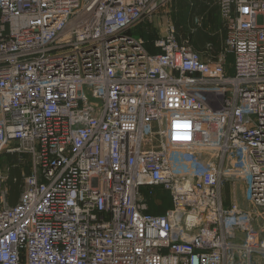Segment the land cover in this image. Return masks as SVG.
Segmentation results:
<instances>
[{"label":"built area","instance_id":"built-area-1","mask_svg":"<svg viewBox=\"0 0 264 264\" xmlns=\"http://www.w3.org/2000/svg\"><path fill=\"white\" fill-rule=\"evenodd\" d=\"M170 1L0 0V264L264 262V0L208 1L218 50L169 21L149 52Z\"/></svg>","mask_w":264,"mask_h":264},{"label":"rangeland","instance_id":"rangeland-1","mask_svg":"<svg viewBox=\"0 0 264 264\" xmlns=\"http://www.w3.org/2000/svg\"><path fill=\"white\" fill-rule=\"evenodd\" d=\"M206 0H171L166 3L164 6L160 7L153 13L150 22L147 20H143L134 26V30L132 32L133 36H138V32L143 30H149L146 36V41H151L155 37L161 34L164 30L165 26L169 21L174 24L181 35H184L191 31L194 32V29L197 27L204 26L205 19L203 20V15L205 17L211 13V10L206 11ZM204 5V7H202ZM198 21H197V20ZM204 23V24H203ZM194 25V27L192 26ZM191 28V29H190ZM194 28V29H193ZM186 31V32H185ZM153 42V40H152ZM196 47V46H195ZM234 62V54L227 53L226 55V63L231 66ZM232 69H230L231 71ZM15 160L17 161V157L14 155ZM15 161V162H16ZM14 161L12 162L8 155L5 153L0 154V175L3 176L4 184L6 183L7 174L11 168ZM3 188H7L6 185ZM234 187L228 180L223 186V197L225 205H228L232 199ZM236 190L238 194V198L240 194L243 195L244 184L241 181L236 182ZM142 192L148 196V205L150 206L149 212L153 214H162L164 211L171 206V200L167 192L162 190L160 187H156L154 189V195L149 196L148 190L146 188H142ZM0 189V194H1ZM1 205V204H0ZM252 264H257L252 262ZM264 264V262L260 263Z\"/></svg>","mask_w":264,"mask_h":264},{"label":"trees","instance_id":"trees-1","mask_svg":"<svg viewBox=\"0 0 264 264\" xmlns=\"http://www.w3.org/2000/svg\"><path fill=\"white\" fill-rule=\"evenodd\" d=\"M205 5L207 7L206 11L211 10V13L208 14L206 17L205 15H203V20L205 19V21H203L205 23L204 26L197 27L196 29L193 28L194 32L192 31V36H191L192 43L194 47L196 46L195 49L200 51L202 50L204 51L205 45L207 43H212L213 49L218 50L220 46L216 31L221 27V24L218 26L216 25V20L218 19L217 15L215 14L216 8L215 7L210 8L206 3ZM202 7H204V5ZM192 26L194 27V25ZM187 34L188 33L186 32V34L184 35ZM9 158L11 159L12 162L14 161L13 163L14 165L11 166L9 173L7 174V179L5 183L7 187L6 199L9 205H15L18 202L19 197L23 191L24 182L21 173L22 171L21 167L20 165H18V162L15 160L14 155H10Z\"/></svg>","mask_w":264,"mask_h":264},{"label":"crops","instance_id":"crops-1","mask_svg":"<svg viewBox=\"0 0 264 264\" xmlns=\"http://www.w3.org/2000/svg\"><path fill=\"white\" fill-rule=\"evenodd\" d=\"M176 1V0H175ZM207 1V5H208V7H210V8H214L215 7V5H212L210 2L208 3V1L209 0H206ZM216 8V7H215ZM215 14L217 15V17H218V19L216 20V25L218 26V25H220L221 24V18H220V15L218 14V10H217V8H216V12H215ZM152 21V20H151ZM148 22H150V21H148ZM135 28H132L131 30H130V33L132 34V32H133V30H134ZM149 32V30H148V28H147V30H143V31H141V32H138V36H135V37H140V38H142L143 40H144V42H145V46H146V49L149 51V52H153V51H156V49L152 46V40H154V39H152L151 41H146V36H147V33ZM133 35V34H132ZM8 156H10V155H8ZM238 201H239V203H241V204H244V200H243V195L242 194H240V197L238 198Z\"/></svg>","mask_w":264,"mask_h":264}]
</instances>
